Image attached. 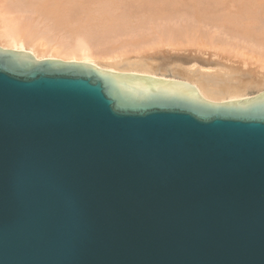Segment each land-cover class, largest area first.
I'll use <instances>...</instances> for the list:
<instances>
[{"label":"water","instance_id":"95a60500","mask_svg":"<svg viewBox=\"0 0 264 264\" xmlns=\"http://www.w3.org/2000/svg\"><path fill=\"white\" fill-rule=\"evenodd\" d=\"M0 264H264V93L0 49Z\"/></svg>","mask_w":264,"mask_h":264},{"label":"bare ground","instance_id":"6f19581e","mask_svg":"<svg viewBox=\"0 0 264 264\" xmlns=\"http://www.w3.org/2000/svg\"><path fill=\"white\" fill-rule=\"evenodd\" d=\"M0 49L184 82L223 104L264 93V0H0Z\"/></svg>","mask_w":264,"mask_h":264},{"label":"rangeland","instance_id":"374dc122","mask_svg":"<svg viewBox=\"0 0 264 264\" xmlns=\"http://www.w3.org/2000/svg\"><path fill=\"white\" fill-rule=\"evenodd\" d=\"M194 48V47H193ZM191 48L192 50H196V48ZM164 49V48H163ZM166 49V48H165ZM170 49V48H169ZM168 48L166 49L167 51L169 50ZM190 49V50H191ZM165 50V51H166ZM171 50V49H170ZM169 50V51H170ZM148 53H150V54H154L153 53V51L152 52H148ZM172 53V54H171ZM174 53V54H173ZM208 53H210V52H208ZM181 54V55H180ZM182 54H184V52L183 53H179V54H177V53H175V52H169V53H159V54H154V55H152V56H154V57H157L158 59H159V61L161 62V63H164V62H169L170 61V59H172V58H174V57H178V58H181V56L182 57H187V54H186V56L185 55H182ZM178 55V56H177ZM232 56H234V54H231ZM224 58L225 57H227V55L225 56H223ZM183 59V58H182ZM233 59V58H232ZM234 59H236L235 57H234ZM233 61L235 62V60H232V63H233ZM236 61H237V59H236ZM231 63V64H232ZM227 64H230V63H227ZM236 65H238V63L236 64ZM239 67H240V63H239V65H238ZM253 68V67H252Z\"/></svg>","mask_w":264,"mask_h":264}]
</instances>
